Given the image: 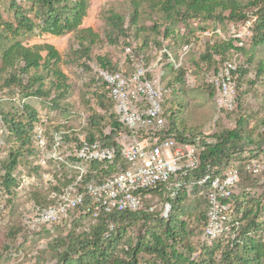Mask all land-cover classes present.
<instances>
[{
  "label": "trees",
  "instance_id": "16d2710c",
  "mask_svg": "<svg viewBox=\"0 0 264 264\" xmlns=\"http://www.w3.org/2000/svg\"><path fill=\"white\" fill-rule=\"evenodd\" d=\"M4 1L7 2L6 10L12 14L10 19L4 18L1 13ZM143 1L148 2L150 9L157 10L162 14L160 19L158 17L154 19V23L149 29L154 35L152 40L145 36L136 47L132 43L128 44L132 50L133 61L127 55V65L117 64L106 55H98L96 57L97 65L94 67L95 73L97 68H104L127 74L132 70L133 63L144 67L152 65L147 62V57L142 51L145 47L153 46L158 54L161 52L160 67H166L171 73H174L171 86L163 83L160 79L163 87L167 90L161 100L162 117L165 124L161 129L139 130L135 135L137 138H141L143 135L155 133L161 139L170 137L179 145H196L199 148L198 166L188 175L181 176L180 173H177L168 182L159 183L144 190L141 195L142 206L139 210L101 212L97 218L93 219L95 223L89 229L78 233L71 230L65 237L54 241L49 246L53 250V264H264V223L258 217V211L262 205L264 206V203L255 199V196L258 198V195H254L255 190L251 191L249 188L251 186L246 184L239 192L233 190L229 197L230 221L239 222V228L234 232L233 238L230 233H227L214 240L204 239L206 242L199 248V251L187 240L190 234L188 222L182 219L187 215L183 206L186 195L194 193L203 198L205 207L199 216L204 223L203 228L206 222L208 187L207 184H197L196 182L203 177L207 170L213 175H222L229 167L241 166L249 158L259 157L263 154L251 153L244 149L254 140L244 128L245 120L242 115L238 116L234 127L224 128L206 136L178 120L173 109L174 103L170 102V105L166 106L167 95L177 89V83L184 80L182 64L174 68L169 61V55L176 57L186 44L192 43V47L195 46L196 39L189 37L176 53L171 49L176 35L175 28L165 26L161 35L159 24L161 19L166 21L176 19L183 28H188L190 20L200 18L217 23L226 21L229 27L230 23L241 21L248 15L255 16L251 29L252 34L241 46L235 43V39L222 38L217 33L204 34L205 31H203L199 35L198 42L200 41L204 45L200 58L205 63H209V66L211 65L210 68L205 67L203 74L209 79L225 60H232L237 65L235 75L236 82L239 84L241 78L248 73L249 64L252 62V56L241 61L246 53L245 44L250 40L253 45L264 43V0H250L249 6H258L255 13L245 12L237 0H131V15L127 26L124 25L121 15L117 13L109 15V22L114 31L126 36L128 29L134 27L135 37H139L144 31L143 27L138 24L140 6ZM89 2L90 0H0V89L19 88L23 98L39 97L44 99L49 92L43 88L44 76L40 71H46L50 77V83L58 92L57 94L65 95L68 87L66 76L56 67V62L60 60L58 50L50 43L24 44L23 38L43 34L62 36L73 33L78 45L74 50V60L77 65L89 70L90 67L82 59L90 58L91 47L99 39V33L94 28L81 27L87 14ZM166 40L169 41L168 44L165 43ZM262 68L263 64L260 63L257 67L256 78L260 76ZM147 77H151V72L147 74ZM97 79L104 87L105 92V95H97V103L102 107L105 106L101 101L105 97L113 107V112L110 113L108 120L109 132L99 131L97 135L90 132L81 137L74 135L73 153L81 140L80 138L97 141L102 146L114 147L120 152L121 138H127L133 134L132 130L119 120L106 85L100 78L97 77ZM209 85L217 91L213 85L210 83ZM235 108H240L237 97L234 108L229 111H233ZM21 110V114L0 111V120L9 138L7 142L11 143L7 151V158L1 164L4 171L1 185L3 191L9 195L17 191V178L13 172L20 158L36 152L34 130L39 120L37 111L26 102H21ZM103 120L99 111L90 109L87 120L89 125L98 127L99 122ZM61 133L63 134V132ZM123 168L124 161L119 155L113 162H90L82 175V181L92 177L102 180ZM261 173L264 174V170ZM253 175L242 172L241 181L253 179ZM66 181L60 191L73 179ZM178 181L184 184L179 187L174 197L167 196V193H170L172 189L171 182ZM261 183L264 184V179ZM153 197H160L165 200V203H169L170 209L166 216H163L161 212L149 210L153 203L149 200ZM43 206L46 205L41 207ZM76 211H80V209ZM79 216L84 217L81 214ZM27 224L28 222L26 227ZM110 225L113 226L112 230L109 229ZM130 227H134V232L127 235ZM217 252L219 257L216 259ZM43 263V259L37 256L35 264Z\"/></svg>",
  "mask_w": 264,
  "mask_h": 264
},
{
  "label": "rangeland",
  "instance_id": "374dc122",
  "mask_svg": "<svg viewBox=\"0 0 264 264\" xmlns=\"http://www.w3.org/2000/svg\"><path fill=\"white\" fill-rule=\"evenodd\" d=\"M131 0H90L87 14L82 21L81 27H92L99 33L98 41L91 47L89 59H82L90 67L85 70L75 62L74 50L78 47L73 33L62 36L43 34L41 36L24 37L23 43H50L58 50L60 60L56 67L66 76L68 85L65 95H58L55 87L50 83V77L46 71L42 72L44 89L49 94L46 98L21 97L19 88L0 89V111H12L21 114V102L29 103L38 115L36 126L43 129L45 138V149L42 153L36 152L27 154L19 160L13 174L18 179L22 175L32 178L31 182L20 191L7 194L3 191L1 180L4 173L2 161L7 158V151L11 143L7 142L8 135L0 120V264H35L36 257L40 256L44 263L53 264V250L49 248L54 241L63 238L71 230L76 233L89 229L95 221L91 218H82L79 211H75L57 225L42 227L36 231H29L26 223L31 219L37 206L48 205L54 202L60 188L67 182L75 179L81 169L86 166L79 163L73 157L74 135L85 136L90 132L108 133V120L113 107L107 99L101 101L105 106L97 103V95L103 94L104 87L98 81L95 73L96 57L106 55L119 64H128L125 47L130 43L136 47L138 42L145 36L152 40L154 36L149 30L154 19L162 17L157 10L150 9L148 2L143 1L140 6L138 24L144 31L135 37V29H128L126 36L120 35L109 22V15L117 13L123 17L124 25L127 26L131 13ZM245 12H256L258 6H249L250 0H237ZM6 1L1 8L4 18L10 19L12 14L6 10ZM25 6H28L25 4ZM227 13V12H226ZM33 16V14H30ZM160 34L164 32L165 26L175 28V40L171 49L177 51L189 37L196 39L195 46L191 47L185 55L182 63L184 70L183 82L177 83V89L169 93L166 98V106L174 103L173 109L179 121L187 127L193 128L206 136H210L224 128H232L238 116L242 115L245 123L244 128L250 133L254 142L246 145L244 149L251 153L264 155V43L253 45L252 40L245 44V54L242 62L252 56L248 73L240 80L236 89V97L240 108L226 112L217 104V91L209 85L203 72L209 63H205L200 57L204 45L198 42L203 31L209 34L217 33L222 38L229 37V28L226 21L216 22L212 20L192 19L189 27L183 28L176 19L172 21L160 20ZM219 32H216V31ZM198 42V43H197ZM165 43H169L168 40ZM143 53L149 64H154L158 53L153 46L145 47ZM263 64L262 72L256 78V71L259 64ZM153 72L165 84L171 86L174 73L166 67L161 68L159 63L153 66ZM253 81V83H252ZM179 90V92H178ZM178 103V104H176ZM90 109L99 111L103 121L98 127L89 125L88 117ZM66 121V122H65ZM63 132V134L61 133ZM259 147V148H258ZM264 174L253 175V179L241 181L234 191L239 192L242 186L249 185L251 191L255 190V199L264 203V184L261 181ZM245 185V186H246ZM190 190V189H189ZM155 211L162 212L165 200L160 197H153L149 200ZM183 206L187 212L185 219L188 222L190 231L187 240L193 244L197 251L203 246L202 237L203 222L200 213L205 207L203 198L194 193L186 195ZM259 220L264 223V206L258 211ZM130 227L127 235L134 232ZM216 259L219 253L216 254Z\"/></svg>",
  "mask_w": 264,
  "mask_h": 264
},
{
  "label": "built area",
  "instance_id": "2783aa9c",
  "mask_svg": "<svg viewBox=\"0 0 264 264\" xmlns=\"http://www.w3.org/2000/svg\"><path fill=\"white\" fill-rule=\"evenodd\" d=\"M255 16L230 23L229 37L235 39L239 46L252 34ZM216 32H219L218 30ZM204 34H209L207 31ZM192 43L182 47L179 54L169 55V61L174 68L180 66ZM125 53L133 61L131 48L125 47ZM162 53L159 52L154 64L150 66L136 65L127 74L122 71H110L97 68V77L106 85L109 96L114 102L115 112L119 120L133 134L122 137L120 152L114 147H105L97 141L80 138L73 156L79 163L87 166L90 162H113L118 155L124 161V168L111 176L97 180L90 178L82 181L85 169H81L72 182L65 185L57 194L53 203L46 206H37L27 224L29 231L39 230L67 218L70 213L80 209L84 218L95 219L101 212L135 211L142 206V192L156 184L168 182L172 176L180 173L181 176L198 166L199 148L193 144L179 145L174 139L165 137L161 139L155 133L136 137L139 130L155 131L164 126L161 100L167 93L153 72V66L159 63ZM160 65V64H159ZM161 66V65H160ZM237 65L232 60H225L209 77L208 82L217 91V104L225 111L232 110L236 98V72ZM151 72V77L147 74ZM66 122V121H65ZM36 149L42 153L45 149L43 129L36 126L34 130ZM81 137V136H80ZM264 170V156L251 157L241 166H231L222 175H213L206 171L197 184H207L206 193V222L202 237L214 240L223 234L230 233L231 238L239 228L238 221H230L231 205L229 197L235 187L240 183L242 172L258 174ZM32 178L22 175L17 179L16 190L25 188ZM181 181L171 182L172 189L167 196L174 197ZM170 209L165 203L161 214L166 216ZM149 210H155L153 206ZM110 230L113 226L110 225ZM108 236V234H106Z\"/></svg>",
  "mask_w": 264,
  "mask_h": 264
}]
</instances>
